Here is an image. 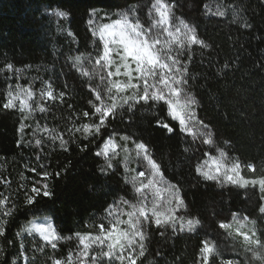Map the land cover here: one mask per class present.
<instances>
[{"label":"trees","instance_id":"trees-1","mask_svg":"<svg viewBox=\"0 0 264 264\" xmlns=\"http://www.w3.org/2000/svg\"><path fill=\"white\" fill-rule=\"evenodd\" d=\"M166 2L174 5L176 24L182 19L194 26L198 37L209 45H193L179 60L187 68L185 87L197 100L193 106L197 119L208 125L204 131L212 133L211 145L182 132L163 101H129L133 106L124 105L95 136L69 132L96 119L89 101L95 102L92 88L98 84L81 71H89L102 50L100 38L93 35L99 16L115 18L134 7L135 16L147 27L152 22L153 0H0V194L8 197L4 208L12 212L5 216L0 209L4 227L0 264L13 260L52 264L50 258L66 259L77 250V233L96 234L101 223L107 227L112 206L127 211L122 201L136 202L132 177L148 169L147 162L136 156L133 145L137 142L148 146L164 181L180 189L186 207L178 215L200 220L192 232L180 231L179 225L175 232L147 225L145 255L137 264H201L205 240L214 243L218 253L210 264H222L235 257L238 249L232 245L233 235L219 227L221 222L233 224L248 217L256 222L257 235L264 234V214L259 212L264 200L257 187L205 180L196 171L217 149L254 165L257 171L249 174L251 178L264 170V0ZM61 11L67 17L56 14ZM80 55L82 63L74 66L70 58ZM48 84L57 97L54 100L40 95ZM14 86L34 90L45 111L27 115V110L21 114L19 109L3 108L6 93ZM61 92L65 93L62 99ZM85 111L90 114L87 118L82 115ZM44 126L62 136L65 147L60 139L52 140L53 133L43 131ZM124 136L130 139L121 140ZM109 137L122 145L111 157L110 169L105 157L97 155ZM44 172L49 176L45 178ZM44 184L52 193L49 197L42 194ZM33 187L41 193H32ZM27 196H34L32 204L26 202ZM29 222H48L64 239L55 241L57 248L52 249L38 234L23 231ZM100 264L118 262L101 259Z\"/></svg>","mask_w":264,"mask_h":264},{"label":"snow or ice","instance_id":"snow-or-ice-1","mask_svg":"<svg viewBox=\"0 0 264 264\" xmlns=\"http://www.w3.org/2000/svg\"><path fill=\"white\" fill-rule=\"evenodd\" d=\"M174 5L166 0H153L149 15L152 22L147 27L135 16V8L118 13V18L111 23L99 25L93 35H99L103 42V52L95 58V68L92 72L82 70L81 74L89 78H98L100 85L92 88L95 102L92 104V116L96 119L90 123H82L78 127L69 129V132H79L84 138L99 134L102 127L110 118H115L118 110L129 101L139 103L143 101L148 103L163 101L168 108L169 115L174 120H178L182 132L190 135L203 136V143L213 144V136L210 131H201L197 133L193 124L199 125L202 129H207L208 125L195 116L193 106L197 100L191 95L190 90L185 86L187 68L180 63L179 56L184 55L193 45L201 48H207L209 45L203 39L199 38L194 26H190L184 20L180 19L176 24V18L173 14ZM58 16L67 17L66 12H57ZM223 15V12H218ZM95 16V10L91 13ZM93 24V20L88 22ZM247 26V25H245ZM175 52V55L173 54ZM74 60V66L82 63V55L70 58ZM8 64L7 68L12 69ZM228 67V65H225ZM102 85V87H101ZM23 93V95H22ZM41 97L54 100L57 97L53 94L51 84L47 89L40 93ZM65 93H59V98H63ZM6 102L3 108L12 109L19 104L21 114L31 115L36 109L29 101H34V93L30 89H18L16 91L8 90L6 93ZM41 112L45 111L43 107L37 105ZM27 115L23 118L26 119ZM89 117V112L82 114ZM172 132L173 129L167 124L163 125ZM25 125L22 123L20 130L23 131ZM43 131L52 132V140L60 139L61 147H65L67 141L62 136L54 134V130H49L44 126ZM127 136L121 137V140L128 141ZM39 145L41 140H37ZM122 147L112 137L105 142L102 152L97 155L105 157L107 167L112 168L111 157L116 154L117 148ZM136 156L141 157L147 162L148 171H140L132 177L133 187L138 194L136 203L123 200L122 203L128 209L127 211L112 206L108 216L112 217L106 227L104 223L99 224V232L96 234L77 233V250L75 253L69 252L66 259L50 258L52 264H100L101 259L108 261L115 260L118 264H137V260L145 255L146 240L148 239L146 227L154 223L157 228L170 227L173 232L179 225L180 231H195L200 224V220L192 217L186 218L178 216L176 213L185 208V202L180 196V189L173 184L164 181L160 165L152 158L150 149L143 142L135 143ZM83 150V149H82ZM127 152V148H124ZM187 151V149H186ZM218 156L212 158V164L207 161L198 164L196 171L205 180L216 181L218 183L227 182L239 188L258 187L262 193L261 199L264 200V170L262 174L254 178H245L241 175V164L238 160L230 159L223 149H217ZM127 159V157L125 158ZM247 168L251 172H256L254 165L249 164ZM104 171V169H101ZM126 167V171H127ZM35 171V169H33ZM59 175V173H56ZM46 178L49 173L44 172ZM138 183V186H137ZM32 193L40 194L41 189L33 187ZM42 194L49 197L52 193L48 190V185L44 184ZM149 194L151 199L149 200ZM26 202L32 204L34 196H27ZM8 203V197L0 194V209L3 215H11V209L4 206ZM259 212L264 214V204L259 207ZM126 217V219H122ZM236 220V216H233ZM252 224L253 227L244 231L245 223ZM255 221H249L248 217H243L238 221V227L232 231L231 223L221 222L219 227L228 231V234L241 239L247 251L252 253L253 260L258 264H264V234L257 235L255 230ZM29 235L38 234L45 245H50L52 249L57 248L55 241L64 239L59 236L54 227L48 223L35 224L29 222V226L23 229ZM22 233H17L21 235ZM164 233H161L163 235ZM4 235L3 224H0V236ZM70 239V237H69ZM23 247V246H21ZM43 248H41V251ZM98 250V251H97ZM216 245L210 241H203L200 249L201 264H210V261L217 255ZM20 256L27 260L24 253ZM12 264H16L13 260ZM223 264H235L234 261H225Z\"/></svg>","mask_w":264,"mask_h":264},{"label":"rangeland","instance_id":"rangeland-1","mask_svg":"<svg viewBox=\"0 0 264 264\" xmlns=\"http://www.w3.org/2000/svg\"><path fill=\"white\" fill-rule=\"evenodd\" d=\"M108 19L106 22H102V20L103 19ZM118 18V15L116 14L115 15V18H113V17H110V16H107V15H100L99 16V19H98V24H97V27L99 26V25H101V24H104V23H111V21L112 20H115V19H117ZM98 35V34H97ZM98 37H99V35H98ZM102 42V41H101ZM102 52H103V42H102V50H101V52H100V54H102ZM96 66H95V61L91 64V66H90V68H89V72H92L93 70H94V68H95ZM93 81H95V83L96 84H98V85H100V81H99V79L98 78H91ZM101 87H102V85H101ZM18 89H30L33 93H34V101H29V103H32L33 104V107L36 109V110H39V108L37 107V105H39V97L37 96V94L35 93V91L34 90H32L31 88H29V87H23V86H14V87H12L11 88V90H13V91H16V90H18ZM46 89H47V86H46ZM22 95H23V93H22ZM40 106V105H39ZM15 109H19V104H18V102H17V107L15 108ZM35 110V111H36ZM193 110H194V112H195V116H196V111H195V109H194V107H193ZM172 117V116H171ZM196 118H197V116H196ZM178 123H179V121L178 120H176ZM193 126V128H194V130L197 132V133H199V132H201V131H204V129H202L199 125H195V124H193L192 125ZM185 133H187V132H185ZM188 134V133H187ZM190 135V134H189ZM192 136H194V135H192ZM195 138H197V139H199V140H201V141H203V136H201V135H199V134H197V135H195L194 136ZM134 147H135V145H133ZM216 156H218V152H216V153H214V154H208L206 157H205V159L203 160V162H205V161H207L208 162V164L209 165H211L212 164V158L213 157H216ZM230 159H232V158H230ZM234 160V159H233ZM203 162L201 163V164H203ZM240 164H241V175H243L245 178H249V179H251V177H249V174L251 173V171H249L248 170V168H247V165H249V164H244V163H242V162H239ZM140 171H148V169H143V170H139L138 172H140ZM137 172V173H138ZM224 183H227V182H224ZM258 188V187H257ZM259 189V188H258ZM151 199V195L149 194V200ZM137 200H138V194L136 195V202H137ZM135 202V203H136ZM177 215H178V212L176 213ZM179 216V215H178ZM122 219H126V217H122ZM242 219H238V220H236L233 224H232V231H234L235 230V228L236 227H238V221H241ZM244 223H245V228L243 229L244 231H247L249 228H252L251 227V225L249 224V223H247L246 221H244ZM38 224H42V223H38ZM232 245L233 246H235V248H237L238 250H237V252H236V256L235 257H233V258H231L230 260H228V261H234L235 262V264H258V262L257 261H255V260H253V258H252V253L250 252V251H247L246 250V248H245V246H244V244L241 242V239L240 238H238V237H236V236H234L233 235V241H232ZM218 255V254H217ZM216 256V255H215ZM225 262V261H224ZM222 264H223V262H222Z\"/></svg>","mask_w":264,"mask_h":264}]
</instances>
